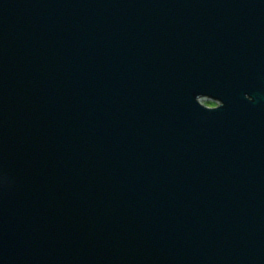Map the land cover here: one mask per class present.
I'll use <instances>...</instances> for the list:
<instances>
[{
	"label": "water",
	"instance_id": "obj_1",
	"mask_svg": "<svg viewBox=\"0 0 264 264\" xmlns=\"http://www.w3.org/2000/svg\"><path fill=\"white\" fill-rule=\"evenodd\" d=\"M0 264H264V0H0Z\"/></svg>",
	"mask_w": 264,
	"mask_h": 264
}]
</instances>
